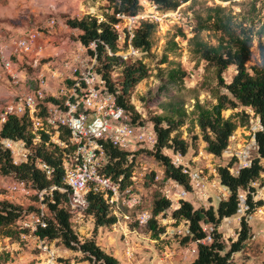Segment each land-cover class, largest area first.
Instances as JSON below:
<instances>
[{"label": "trees", "instance_id": "1", "mask_svg": "<svg viewBox=\"0 0 264 264\" xmlns=\"http://www.w3.org/2000/svg\"><path fill=\"white\" fill-rule=\"evenodd\" d=\"M98 1V0H92ZM108 3L111 14H105L99 19L92 14L77 18H68L66 25L77 32V43L88 47L95 42V51L87 50L88 54L96 55V71L105 80V87L109 92L116 95L117 104L123 107L129 114L131 123L143 124L140 116L129 103L128 96L131 90L142 80L149 76L147 67L141 59L123 60L118 56H109L107 50L113 54L127 49V38L122 41L113 29L117 22L116 14L135 15L139 11L140 0H102ZM157 5L160 10H175L182 4L191 0H149ZM226 1V0H221ZM156 24L140 21L134 29V36L130 43L146 55L150 52L151 38ZM201 31H213L216 44L212 45L202 40L199 36ZM173 47L177 43L172 39L169 42ZM191 52L208 66L216 70L218 86L225 92L218 94L217 102L210 108L196 103L197 126L200 129L202 140L206 143V151L215 157H220L228 147V142L238 124L231 117L224 118L222 112L227 109L238 107L249 108L258 119L260 129L254 133L256 156L247 167L239 168L236 174L231 172V162L225 166L216 168L219 183L229 191L226 199L218 202L217 206L208 208H194L185 200H180L179 207L172 212L176 222L187 223L188 233L182 239L181 244H197V256L191 264H230L233 254L241 252L252 237V229L247 216L264 206V201L255 200L256 188L253 183L262 180L264 166V20L256 26L252 21H238L231 12L225 8L216 6L206 8L205 16H198L194 34L190 39ZM258 54V62L248 66L253 56V49ZM167 57L163 56L160 64L167 63ZM115 67L122 68V80L117 86L110 77V72ZM229 67L235 69V74L229 83L222 78L223 72ZM159 83L155 95L159 98L171 96L175 88L183 86L188 79L187 72L180 66H171L159 69ZM46 102H56L48 98ZM168 114H160L152 118L153 131L156 135V146L149 154L163 167L164 179H172L185 188L190 189L189 178L183 174L181 167L173 165L171 158L163 151L170 150L172 154L186 155L190 143L183 139L178 128L184 123V113L180 105H171L167 109ZM40 115H43L41 112ZM240 114H237L239 116ZM242 125L244 124L241 122ZM240 123V124H241ZM64 131L61 138H66ZM66 136V137H65ZM34 135L31 132L29 116H10L0 123V172L4 175L13 173L21 181L31 183L38 191L46 190L48 194L44 198L48 213L46 228H38L36 233L47 242L58 240L66 249L81 255L80 262L86 264H120L119 260L111 253L105 252L96 242L97 230L102 227L112 226L117 222L111 207L103 199L100 193L91 192L89 208L86 215L93 218L94 229L90 237L80 238L73 230L72 214L68 207V192L62 181V160L67 149L60 148L48 140V136H42L38 142L33 143ZM20 140L26 146L35 145L32 158L27 163L14 165L12 158L2 142L4 140ZM197 138L194 137L193 140ZM107 163L101 168V173L115 180L124 175L122 186L132 184L131 167L127 164L126 152L119 150L109 143L105 144ZM43 159L54 168L50 178L38 168L36 160ZM51 186L56 189L49 191ZM50 192V193H49ZM242 196L243 200H241ZM243 201L244 215L240 218L239 231L236 240H230L227 245L218 228L224 219L233 217L240 210ZM171 206V202L165 196L156 193L153 197L151 219L147 226L153 237L158 238L162 231L156 230V221L159 214L165 212ZM24 213L21 206L8 201H0V234L7 238L18 237L19 230L17 221ZM203 225L210 226L209 234ZM207 236L210 240L207 241ZM7 262V255H0L1 260ZM61 264H71L69 259H59Z\"/></svg>", "mask_w": 264, "mask_h": 264}, {"label": "rangeland", "instance_id": "2", "mask_svg": "<svg viewBox=\"0 0 264 264\" xmlns=\"http://www.w3.org/2000/svg\"><path fill=\"white\" fill-rule=\"evenodd\" d=\"M0 4L7 5L19 16L16 18H6L8 27L0 32V43L7 42L9 37H19L26 30L34 29L41 33V36L49 35L53 30L61 29V32L73 43V48L77 49V32L66 25L68 18H77L92 14L101 19L105 14H111L106 1L98 0H0ZM183 5V4H182ZM220 6L238 20H249L258 26L264 20V0H191L184 4L183 12H190L191 18L186 27H179L175 23L165 21L160 26H156L152 35L151 50L147 55L141 57L142 62L148 69L149 76L138 83L128 96L129 103L145 123H152V118L160 114H168L167 109L171 105H180L184 113V123L178 128L181 137L187 140L191 147L186 155L172 154L170 150L163 152L171 158L173 162L180 158L184 167L192 172L200 173V185L193 189L190 182V193L185 201L190 202L194 208H208L217 206L218 202L228 197L229 191L223 187L217 178L216 168L225 166L231 162V172L236 174L238 169L256 156V145L253 133L258 130V119L249 108L238 107L227 109L222 112L224 118L231 117L238 126L229 139L228 147L220 157H215L206 151V143L202 140L201 132L197 126L194 106L196 103L210 108L217 102L218 94H223L225 90L218 86L216 70L208 66L206 62L194 56L191 52L190 39L196 28L198 16H205L206 8ZM56 19V25L51 30L49 22ZM1 22L3 19H0ZM4 21V20H3ZM64 26H67L66 28ZM67 28L70 31H67ZM191 28V29H190ZM65 30V31H63ZM199 36L209 44H216V37L213 31H201ZM179 37L183 39L176 47L169 42ZM14 38V37H13ZM187 42L184 45V42ZM253 56L248 66L257 63L258 54L253 49ZM167 57V63L160 64L162 57ZM25 60V59H24ZM24 60H16V68L24 73V81L19 84H12L3 75L0 67V74L7 80H0V110L6 102L14 100L23 92H30L36 88V74L43 69L47 63L46 58L42 59L39 66L33 67L25 64ZM180 66L187 74L188 79L183 86L175 88L171 96L159 98L155 95L156 87L159 83L160 70L163 73L166 68ZM235 74V69H226L222 78L225 83H229ZM111 80L120 84L122 80V68L115 67L110 72ZM23 78V77H22ZM237 114H240L237 116ZM243 122L244 124L242 125ZM241 123V124H240ZM196 137V140L193 138ZM35 145L28 147L29 161L32 158ZM153 150L138 148L133 157H127V164L131 167L133 191L141 198V205L124 209L129 215V219L121 218L112 226L102 227L97 230L96 242L105 252L113 254L120 264H190L192 257L185 249L195 245L193 243L182 245V239L188 233L187 223L176 222L172 217V212L179 207L180 199L175 195L176 187L173 183L164 179L163 167L150 154ZM264 166V160L261 161ZM262 180L253 183L256 188L255 200L264 201V173ZM13 173L4 175L0 172V201H8L21 206L24 213L17 221L19 230L18 237L7 238L0 234V255H7L9 260L3 264H47V254L37 247L34 237L30 234V228L34 224L33 214L39 211L40 197L36 193L31 183L24 182L29 194L11 193L10 186L19 181ZM169 191L171 206L165 212L155 217L156 230L162 231L155 239L147 226L140 225L135 217L138 212L147 210L151 212L153 197L156 193L165 196V191ZM62 192V191H61ZM48 192L44 193V197ZM167 198V197H166ZM245 207L243 201L240 210L233 217L224 219L218 230L222 234L224 242L229 245L230 240H236L239 231L240 218L244 215ZM49 217V215H48ZM46 217V219L48 218ZM73 230L80 238L90 237L93 233L94 223L91 216L85 215L83 222H74ZM248 223L252 229V237L247 242L241 252L233 254L230 264H264V206L257 209L253 214L247 216ZM23 224H26L23 225ZM24 226V227H22ZM209 234L210 226L203 225ZM208 241V240H207ZM195 243V242H194ZM48 248L54 252L55 261L59 259H69L71 264H86L80 262L81 255L66 249L58 240L49 241ZM131 255V256H129ZM184 256L187 259L184 260Z\"/></svg>", "mask_w": 264, "mask_h": 264}, {"label": "built area", "instance_id": "3", "mask_svg": "<svg viewBox=\"0 0 264 264\" xmlns=\"http://www.w3.org/2000/svg\"><path fill=\"white\" fill-rule=\"evenodd\" d=\"M183 7L184 4L175 10H160L153 2L140 0L139 11L135 15L117 13V22L113 24V29L120 41L127 38L128 45L124 51L113 54L107 50V54L121 57L123 60L141 59L146 52L135 49L130 43L138 22L147 21L161 27L163 22L169 21L185 28L191 13L183 12ZM55 25L56 19L52 18L49 28L52 30ZM40 37L41 33L38 30L29 29L22 36L0 43L1 71L12 84H19L21 81L16 60L25 59L27 64L33 67L39 66L45 49L44 45L39 43ZM175 41L179 44L183 39L177 37ZM186 43L185 41L184 45ZM77 44L79 47L70 56L46 63L48 70L43 67L36 74L37 83L34 90L20 93L14 100L4 104L0 110V123L5 122L10 116L21 117L27 114L31 122V132L34 135L33 143L46 135L50 142L67 149L61 163L62 181L66 189L60 191L68 192L67 204L74 222L80 223L81 220L83 222L89 208L88 196L91 192L100 193L103 196L117 221L121 218L128 220L129 215L124 212V209L130 210L140 206L141 198L134 193L132 184L122 186L123 174L113 180L101 173L100 170L108 159L105 144L109 143L126 152L129 158L134 156L138 148L154 150L156 135L150 123H131L129 114L117 104L116 95L106 89L105 80L96 71V55L91 56L87 51H95V42L90 43L87 48ZM51 79L58 80V86L53 92L49 89ZM48 98L56 102H46ZM41 112L43 115H40ZM258 127L260 129L259 121ZM64 131H67L68 135L65 136L66 138H61ZM2 144L4 149L9 151L14 165L29 161L30 154L25 142L7 139ZM172 163L182 168L183 174L188 176L193 189L194 186L199 187L201 180L199 172L188 170L177 156ZM36 164L46 178L53 175L54 168L43 159L38 158ZM249 164L242 167H247ZM167 181L177 188L175 191L177 199L186 200L190 192L172 179ZM55 189V186H51L49 191ZM36 191L40 197L39 211L31 216L34 224L27 227L30 228V234L34 237L37 247L47 254V264H57L55 254L48 248L46 239L40 238L36 233L38 228H46L48 213L45 201L42 199L46 190ZM10 192L29 194L30 191L25 183L19 180L10 186ZM165 193L167 199L173 197L169 191L166 190ZM240 198L243 200L242 196ZM151 217L150 211L142 210L137 213L135 219L138 224L144 225L150 221ZM23 225L26 226V224ZM206 240L209 241L210 237L207 236ZM186 251L190 257L195 256V251L192 249Z\"/></svg>", "mask_w": 264, "mask_h": 264}, {"label": "crops", "instance_id": "4", "mask_svg": "<svg viewBox=\"0 0 264 264\" xmlns=\"http://www.w3.org/2000/svg\"><path fill=\"white\" fill-rule=\"evenodd\" d=\"M17 16H19V14L14 13L9 6L5 5L3 6L2 4H0V19H3L2 22L0 20V32L1 30H4L8 27V24H6L5 19L10 17V18H16ZM65 28L67 26H64ZM5 31V30H4ZM65 31V30H63ZM67 31H70V29L67 28ZM15 36L9 37V39L13 38ZM2 39V38H0ZM39 43L43 44L45 49L44 52L41 55V58L44 59H48V61H52V60H61L64 59L65 57L70 56L75 49L73 48V43L69 42V39H67V37L63 34V32H61V29H59V31L57 30H53L52 32L49 33V35H42L39 38ZM41 59V60H42ZM22 61V60H20ZM25 64H27V62H24ZM44 69L48 70V67L46 64H44ZM20 72V76H21V82H23L24 80V73L23 71H19ZM2 74H0V80L1 81H5L7 82L6 78L4 76H1ZM48 75H50L48 73ZM23 77V78H22ZM58 86V80L56 79H51L50 80V92L55 91V89ZM195 245L191 246L190 248L195 251V256L192 257L193 259H191V262H189L190 264L193 262V260L196 258L197 256V244L193 243ZM187 250V249H185ZM187 259V257L184 256V260ZM185 264V261H183ZM179 263V260L177 259L176 264ZM183 264V263H182Z\"/></svg>", "mask_w": 264, "mask_h": 264}]
</instances>
